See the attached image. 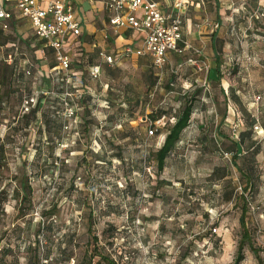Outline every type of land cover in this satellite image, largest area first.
<instances>
[{"label": "rangeland", "instance_id": "obj_1", "mask_svg": "<svg viewBox=\"0 0 264 264\" xmlns=\"http://www.w3.org/2000/svg\"><path fill=\"white\" fill-rule=\"evenodd\" d=\"M249 12L245 20L264 21ZM245 59L255 68L230 70L227 101L219 85L204 84L205 70L194 75L188 65L176 79L169 69L156 92L152 69L146 75L134 69H113L100 79L85 75L84 83L70 89L73 103L83 95L81 109L65 118L61 101L60 118L49 126L42 114L50 112L53 100L44 101L31 124L26 118L18 123L29 114L21 95L31 92V81L10 89L0 81L14 91L8 110L0 111V146L6 153L0 189L9 195L0 217V264H30L34 251L27 249L35 237L37 264H86L98 253L116 264H233L242 233V195L246 226L264 264V61ZM186 101L193 106L190 123L158 172L150 153L163 144L167 121L174 122ZM164 114L165 125L155 132L153 117ZM252 119L258 120L253 126ZM22 165L32 203L18 219L11 195ZM238 168L253 178V188L244 194L246 178ZM51 205L58 211L46 220L42 211ZM38 225L45 228L38 231ZM243 254L240 264H259L248 244Z\"/></svg>", "mask_w": 264, "mask_h": 264}, {"label": "crops", "instance_id": "obj_2", "mask_svg": "<svg viewBox=\"0 0 264 264\" xmlns=\"http://www.w3.org/2000/svg\"><path fill=\"white\" fill-rule=\"evenodd\" d=\"M155 1L162 13L172 12L173 0L169 3L167 0ZM71 2L74 16L81 26L80 36L72 38L65 46L72 61L70 74L74 85L84 83L85 75L89 77L90 69L96 65L101 67V76L103 73L111 74L113 69H134L144 75L150 74V69L155 72L150 55L118 57V53L126 46L140 47L141 36L129 30L115 33L109 22L110 13L103 2L100 0ZM245 2L247 5L243 6ZM263 5L264 0H190V5L183 15L182 37L200 52L187 51L183 55L168 53L169 65L165 68L164 75L169 69L182 64L185 61L183 57L191 55L190 58H194L200 66L205 67V83L219 85L224 100H229L226 90L230 70H236L239 74L241 71L248 72L249 69H254V65L245 59L248 55L264 61V21L253 20L251 23L254 28H251L249 19L245 20L246 11L249 14L251 13L249 11H262ZM4 8L8 9L7 6ZM236 41L240 45L235 49ZM101 52L114 57L115 63L113 65L106 63L99 55ZM8 56L12 57V65L7 62ZM28 68L33 69L34 79L39 76L43 78L42 80L45 79L41 81L42 86L46 87L52 83V76L59 69V65L53 50L36 36L31 22L14 9L10 19H0V69H13L12 83L18 86V77L23 69ZM34 69H37V72H34ZM192 71L194 75L198 73L195 67ZM163 82L164 76L161 85ZM197 82V79H192L191 84ZM231 89L234 99L236 92Z\"/></svg>", "mask_w": 264, "mask_h": 264}, {"label": "built area", "instance_id": "obj_3", "mask_svg": "<svg viewBox=\"0 0 264 264\" xmlns=\"http://www.w3.org/2000/svg\"><path fill=\"white\" fill-rule=\"evenodd\" d=\"M94 2L95 0H89ZM110 13V25L115 33L120 30H129L140 34L142 44L140 47H124L118 54L119 58L132 56L150 55L156 72V83L154 92L161 86L165 68L169 65L168 53L183 55L187 51L199 53L188 42L183 40L182 25L183 15L190 5V0H173V10L168 14L162 13L155 0H100ZM7 6L8 9H5ZM17 10L19 14L28 19L36 33V36L45 41L53 50L54 57L58 62L59 69L63 72L65 89L62 98L65 106V118H73L78 109V104L73 103L70 91L72 76L70 69L71 57L66 52L65 46L72 38L81 34L80 22L74 16V8L71 0H0V19H10L12 11ZM256 14L264 17V5L262 11ZM6 28V27H5ZM101 58L113 65L116 61L111 55L99 54ZM7 62H12V57H7ZM182 65L193 66L197 71L205 70L194 58H190L170 69L172 74H177ZM100 65L93 66L90 71L92 79H99L101 76ZM30 72H27L29 74ZM206 85V83L204 82ZM50 94L48 90L37 88L32 94H24L22 103L27 109L34 104L38 95L46 97ZM165 115L154 122L158 126L163 123ZM174 120V119H173ZM164 125V123L162 124ZM150 130V134L154 133Z\"/></svg>", "mask_w": 264, "mask_h": 264}, {"label": "trees", "instance_id": "obj_4", "mask_svg": "<svg viewBox=\"0 0 264 264\" xmlns=\"http://www.w3.org/2000/svg\"><path fill=\"white\" fill-rule=\"evenodd\" d=\"M245 5H247L246 2L243 3V6H245ZM257 12H259V11L254 12V16L256 19H259V18H261V16L256 14ZM10 65H12V63H10ZM11 71H13V69H0V81L2 79L1 83L4 82L3 83L4 86L8 87V89H10L14 83L13 80L11 79V75H12ZM27 72H30V73L27 74ZM32 72H33V69H30V68L23 69V72L18 77L19 78L18 83L21 85L22 84L25 85L26 79L27 80L30 79L31 83H29L27 85V86H30L29 91H31V92L29 94L34 93L36 91V89L40 88V87H41V89L44 88L45 90H48L50 92V94L46 97L38 95L35 103L29 105V107L27 108L26 112H29V114H24L22 117H20V119L17 122L19 123L24 118H26V121H27L26 125L31 124V121L36 120L38 114L40 113L41 108L44 106V101L46 99H50V100H53V105L49 109L50 112L47 114L46 113L42 114V117L44 119V125L49 126L53 120L60 118L59 112H60V109L62 106L61 101H63L62 93H63V90L65 89V85H64V81H63L64 77H61V75L63 76V73L61 74L62 71L60 69H57L55 74L52 76V83L50 85L44 87V86H42L43 85L42 81H44V80H42L43 78L41 76H39L37 79H34V74ZM153 74H154L155 81H156L157 77H156L155 72ZM178 74L179 73L174 74V75L172 74V77L174 79H176L178 77ZM4 86L0 84V111L1 110H8V107H7L8 100L11 98V95L14 94V91H11L9 93V90ZM72 87H73V89L76 88V86L73 84L71 85V88ZM153 90H154V88L152 89V91ZM24 94L25 93L23 92L21 95V100L23 99ZM82 96L83 95H80L79 103H77L78 109L79 108L81 109L79 104L81 105V103L83 102V101H80ZM232 99H233V97H232ZM19 100H20V97H19ZM192 113H193L192 103H191V101H186L181 106L179 111L174 113L175 114L173 116L174 122L169 123V121H167L166 125L164 124L167 127L166 128L167 131H166V135H165L163 144L159 148H157L156 150H153L150 153V159L155 163V166H156L158 172H162L164 170V168L166 166V160L168 159L170 154L176 148L177 143L181 139V135H182L183 131L188 127ZM30 114H32V116H33L31 120L27 119L30 116ZM157 118H159V117H153V122H155L157 120ZM255 123H257V120L252 119L251 126H253ZM52 124L54 125V123H52ZM56 131L57 130L55 129V132ZM5 156H6L5 145L2 144L0 146V163L5 159ZM236 160H237V157L235 156L234 162ZM19 171H20V174L18 175V177H15V178L19 179V186L16 187V189L13 191V194L11 195V198L16 200V213H17L18 219L24 218L27 215V213H25V211H24L23 206L26 205L27 203L29 205H31V203H32V187L29 184V180H28V177H27L26 171H25V166L22 165L19 168ZM238 171L241 173L242 177L246 178V183L242 187V191H243L242 194H244L245 192H248L253 188L252 174L250 172H247L246 170H243L242 168H238ZM241 198H242V207H241L242 211H241V216H240V225L242 227V233H241V238H240L239 243H238L237 255L235 257L233 264H240L244 260L243 249H244V246L246 244H248L250 250L255 254L259 264H263L262 259L260 258L259 254H258L259 250L254 247V244H253L252 239H251L250 231L246 226V214H247V210H248L247 201L243 197V195L241 196ZM8 200H9V195H8L7 190L5 188L0 189V217H3L6 215L5 204ZM57 211L58 210H57L56 205H51V207H49L48 209H44L42 211V217L45 218L46 220H49L53 215H56ZM38 226H39L38 231H40V230L42 231L45 228L44 227L45 225L43 226V228H41L40 225H38ZM49 226L50 227L52 226L51 223L48 224V227ZM33 246L34 247L29 246L27 249L28 252L31 250L34 251L33 256L30 257L29 263L30 264H37L36 263V262H38V257H37L38 238L37 237L34 238ZM4 252H11V249H8ZM95 257L98 258V262L96 264H116V262L113 261V259H111L109 256H105V255H102L100 253L91 255L86 264H93V260Z\"/></svg>", "mask_w": 264, "mask_h": 264}]
</instances>
